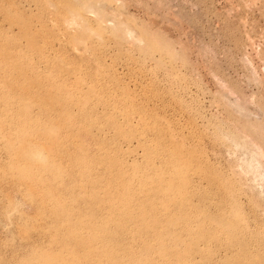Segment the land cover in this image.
Listing matches in <instances>:
<instances>
[{
  "label": "rangeland",
  "instance_id": "rangeland-1",
  "mask_svg": "<svg viewBox=\"0 0 264 264\" xmlns=\"http://www.w3.org/2000/svg\"><path fill=\"white\" fill-rule=\"evenodd\" d=\"M102 1L0 0V264H264V0Z\"/></svg>",
  "mask_w": 264,
  "mask_h": 264
},
{
  "label": "bare ground",
  "instance_id": "bare-ground-1",
  "mask_svg": "<svg viewBox=\"0 0 264 264\" xmlns=\"http://www.w3.org/2000/svg\"><path fill=\"white\" fill-rule=\"evenodd\" d=\"M105 1V0H104ZM104 1H102V2H104ZM101 2V1H100ZM106 2V1H105ZM101 4V3H100ZM108 4V3H107ZM102 5V4H101ZM93 6V5H92ZM91 7V6H90ZM113 10V9H112ZM72 20H75V19H72ZM82 20V19H81ZM83 21V20H82ZM118 22H121V21H118ZM117 22V23H118ZM75 23V22H74ZM124 23V22H123ZM123 23L121 24L122 26H123ZM120 24V23H119ZM119 26V25H118ZM127 30H128V28L126 29V33H127ZM130 31L131 32H133L131 29H130ZM131 35V34H130ZM253 152V151H252ZM254 153H256V152H254Z\"/></svg>",
  "mask_w": 264,
  "mask_h": 264
}]
</instances>
